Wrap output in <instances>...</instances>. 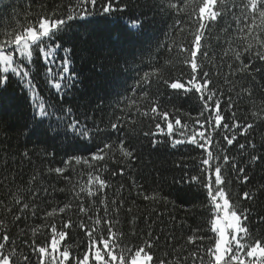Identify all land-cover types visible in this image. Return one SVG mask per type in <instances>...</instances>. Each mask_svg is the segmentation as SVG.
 <instances>
[{
    "label": "snow or ice",
    "instance_id": "6c2138e0",
    "mask_svg": "<svg viewBox=\"0 0 264 264\" xmlns=\"http://www.w3.org/2000/svg\"><path fill=\"white\" fill-rule=\"evenodd\" d=\"M157 6L186 17V22L178 21L174 26L177 34L185 35L165 46L170 53L175 51L177 65L182 66L180 77L165 76L158 67L145 72L133 85L132 95L124 96L127 103L119 109L122 115L110 121V136L116 134L118 143L109 136L95 151H72L61 166L47 169L46 175L55 174L56 179L66 182V187L46 183L35 171L27 181L21 178L17 183L20 173L8 170L9 161L16 164L18 159V167L25 161L31 164L32 155L27 150L18 158L8 153L0 158V188L4 189L0 197V212L4 213L0 216V264H264V231L255 230L264 226V214H257L252 225L253 204L264 199V181L255 184L251 175L257 167L264 170V142L258 147L253 136L257 127H264V0H159ZM129 11L130 0H69L67 6L51 9L41 5L35 19L0 32V111L12 84L17 83L31 109L25 125L27 135L46 142L63 133L64 139L71 141L70 150L95 143L105 129L89 126V117L78 118L73 106L76 92L83 90V80L74 69L77 44L73 30L83 28L86 32L101 23L123 20ZM143 31L144 20L131 17L125 21L123 36L115 39L126 40L131 46L142 38ZM213 40L217 44L213 45ZM38 78L54 90V102L43 97ZM163 86L171 91H162ZM120 87L113 85V91L119 94ZM190 94L200 105L195 116L180 109L169 110L173 96ZM245 101L250 105L251 119L238 116ZM141 102L147 103L143 110ZM132 107L135 113L129 115ZM182 116H187L183 122ZM140 117L153 125V130L143 135L149 138L154 151L164 149L181 153L182 160H196V173L185 172L176 181L186 185L182 191L195 198L192 211L198 212L203 222L194 228L175 215H169L165 222L164 212L155 218L145 215V229L140 231L136 223L140 217L135 214L128 221L129 232L118 227L122 223L121 209L125 208V185L116 186L110 197L113 184L104 173L109 172L112 162L121 166L110 171V177H124L126 171L131 175V167L139 157L131 144L126 145L119 137L127 136L126 129L135 135L132 126ZM53 118L55 125L49 123ZM4 123L0 119V126ZM240 137L244 142H239ZM193 150H198V159L192 156ZM44 151L49 155L47 148ZM184 151L189 153L187 157H183ZM175 166L189 167L181 161ZM68 172L71 175H65ZM237 186L239 191H235ZM128 191L146 201L154 212L160 203L176 206L158 191L145 190L134 178ZM56 192L65 193V200L50 210L40 209V204L56 199ZM126 212L132 213L133 209L128 207ZM36 218L44 223L35 227L27 223ZM13 228H19L15 235ZM42 228H47L50 235ZM29 229L31 239H25ZM72 229L85 237V247L79 253L64 243ZM165 229L169 232L167 240L175 239L176 230L187 229L188 234L183 244L173 243L171 252L157 257L155 250ZM38 233L46 235V243L36 242ZM129 236L140 242L129 240Z\"/></svg>",
    "mask_w": 264,
    "mask_h": 264
},
{
    "label": "trees",
    "instance_id": "16d2710c",
    "mask_svg": "<svg viewBox=\"0 0 264 264\" xmlns=\"http://www.w3.org/2000/svg\"><path fill=\"white\" fill-rule=\"evenodd\" d=\"M68 3L69 0H0V32L20 28L26 21L35 19V13L40 11L41 5L51 9L57 5L67 6ZM158 4L159 0H130V11L124 15L123 20H112L106 24L101 23L95 27H90L86 32L83 28H75L73 30L76 34L75 42L77 44L74 69L83 80V90L76 92L73 98V106L77 110L76 115L78 118L83 120L84 116L89 117L87 120L89 126L95 124L105 129V131L98 134L95 143H88L85 147L70 150L69 143L71 141H66L63 133L58 134L57 137H49L46 142H41V139L37 136L27 135L25 133V125L31 118L30 105L27 95L21 87L17 83L12 84L7 93V103L4 105L3 110L0 111V119L5 121L0 126V158L6 153L14 154L18 158L19 154L25 150L32 155V163L25 161L22 167L17 166L19 163L18 159L16 164L9 161L8 170L13 174L20 173L16 177L17 183L21 182V178L23 181H27L35 171L40 174L46 183L55 184L57 188L66 187V182L63 179H56L55 174L46 175L47 169L61 166L66 154L70 155L72 151H76L77 154L87 153L95 151L97 145L102 146L110 136V121L115 120L116 116L122 115L119 109L127 103L123 99L124 96L132 95L133 85L141 79L145 72H151L158 67L165 76H170L172 79L180 77V67L182 66L177 65L175 51L170 53L165 46L171 45L174 38L178 42L180 37L185 35L183 33L177 34L174 31V26L178 21L186 22V17L183 14L178 16L175 12H164L157 6ZM131 17L144 20V31L142 38L130 46L126 40H118L115 37L123 36L125 21ZM216 31H214V35ZM187 39L190 40L191 37L188 36ZM212 43L215 45L217 41L213 40ZM220 43H223V41L221 40ZM167 61H172V64H168ZM173 65H176V67H173ZM152 79L154 80L155 77H152ZM36 83L45 99L50 102L56 100V93L43 79L38 78ZM113 85L122 86L119 89V94L113 91ZM151 91L153 93L156 91L155 86L151 88ZM162 91L169 92L171 90L163 86ZM132 99H136V97L133 96ZM98 104L100 105L99 107L97 106ZM146 106V102L140 103L142 110ZM199 107L197 98L191 94L188 97L173 96L169 103L170 111L174 112L175 109H180L183 113H191L193 116L196 115ZM250 111V105L245 101L240 106L238 116H248L251 119ZM132 113H135V107H132L128 112L129 115ZM185 119H187V116H182V122ZM49 123L55 125L56 121L53 118ZM132 127H135V135L127 129L125 130L127 136L131 137L130 140L125 135L119 137V139H125L126 145L130 143L139 157L131 167V175L129 176L126 171L124 177L119 175L114 178L110 177L109 172L121 166L112 162H109V172L104 173L105 178L110 179L113 184V188L108 192L110 197L116 190V186L120 183L125 185L123 192L125 208L121 209L119 219L122 223L118 227L124 232H129L131 225L128 221L135 214L140 217L136 221L138 231L143 230L145 229L144 216L148 215L155 218L159 212H164L163 219L165 222H167L169 215H175L186 219L189 227L194 228L197 224L202 223V218L198 212L194 214L192 211L194 196L191 193L186 194L182 191L186 185L176 183L185 172L189 175L196 173V160H182L181 153L173 154L171 151L164 149L159 152L154 151L150 147L149 138L143 135L144 131L153 130V125L147 118L140 117L137 124ZM253 136L259 147L264 142V127H257ZM110 140L118 143L116 134H111ZM239 142H244V138L240 137ZM45 148H47L49 155H45ZM233 151H237L235 146ZM52 152L56 153L55 156L50 155ZM188 155L187 151L183 152V157ZM192 156L198 159V150H193ZM178 161L188 164L189 167L185 169L177 168L175 165ZM0 163H2V160H0ZM65 175H71V172L65 173ZM251 175L255 184L264 181V170L260 167L255 168ZM133 178L138 184L143 185L145 190L149 192L156 190L161 196L174 201L175 208L171 204L160 203L156 205L157 211H152L147 206V202L142 198L136 197L134 192L129 194L128 189ZM83 179L86 180V176ZM185 179H187V176H185ZM235 191H239V186H237ZM3 196L4 189L0 188V197ZM55 197V200H49L47 204H40V209L50 210L51 207L65 200L66 194L56 192ZM117 198L119 199V197ZM133 200H135V203H132ZM196 203L199 204V201H196ZM128 207L133 209L132 213L126 212ZM185 207L188 208L187 213L185 212ZM40 209L38 211L42 216L43 212ZM253 210L252 225L255 226V216L264 214V199H258L253 204ZM3 215L4 213L0 212V216ZM56 220H60L59 215ZM27 223L35 227L43 224L44 221L36 218L29 219ZM156 230L159 232V225ZM255 230L258 233L264 231V226ZM41 231L46 235H50L47 228H42ZM17 232H19V228L12 229L13 235ZM187 234V229L183 232L176 230L175 239L167 240L166 237L169 236V232L165 229L155 250L156 256L163 257L165 251L171 252L170 245L173 243L183 244ZM46 235L38 233L35 237L36 242L46 243ZM24 238L31 239L30 229L28 236ZM142 239H144L143 236H141ZM129 240L136 243L140 242L136 237L132 236H129ZM85 242L83 233L77 229H72L64 243L72 245L73 250L79 253L84 249ZM77 245L78 248L76 247ZM25 251L30 253L28 248H25Z\"/></svg>",
    "mask_w": 264,
    "mask_h": 264
}]
</instances>
